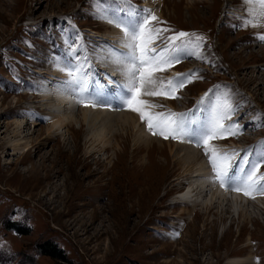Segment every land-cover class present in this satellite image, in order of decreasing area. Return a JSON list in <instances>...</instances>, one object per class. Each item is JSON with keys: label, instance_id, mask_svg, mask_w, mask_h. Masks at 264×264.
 <instances>
[{"label": "rangeland", "instance_id": "1", "mask_svg": "<svg viewBox=\"0 0 264 264\" xmlns=\"http://www.w3.org/2000/svg\"><path fill=\"white\" fill-rule=\"evenodd\" d=\"M118 1L122 0H0V264H227L237 257H252L256 264H264V202L258 203L261 211L249 206V218L232 209L224 214L221 208L227 205L217 198L221 208L212 211L205 209L208 202L201 199L194 206L172 202L179 191L186 190L188 181L175 179L181 173L176 165L161 185L157 180L172 171L171 165L162 168L160 162L149 168L137 167L139 162L132 158L133 135L119 167L113 171V152L123 143L88 153L79 123L74 125L79 131L72 137L64 128L60 131L65 141L61 137L46 139L50 104L41 100L42 91L55 92L65 86L75 98L76 109L93 105L97 89L91 92L84 76L90 70L81 68V64L85 61L96 70L104 67L111 43L124 38L120 34L115 40L118 27L108 23V19L125 20L117 15L121 6L115 3ZM124 1L131 7L139 6L140 1L155 6L153 12L159 22L152 21V26L170 30L157 41L160 47L175 33L190 34L182 39L190 41L186 46L192 56L166 71L155 72L154 86L159 89L161 82L166 85L177 73L193 72L199 78L180 89L178 99L141 96L156 105L149 111L183 113L195 131L202 127V119H213L218 103L227 97L234 112L224 123L238 124L241 132L212 140L211 145L229 155L233 150L238 153L233 168L237 156V165L240 168L243 162L246 171L261 163L264 40L259 37L264 35V28L254 24L248 7L252 0ZM196 36L204 39L197 41ZM100 46L108 51L100 54ZM53 68L64 74L51 75ZM70 71L76 75L69 76ZM173 71L177 73L168 77ZM154 86L150 90H156ZM202 97L203 103H199ZM77 98H83L88 106ZM94 105L106 112L131 111ZM21 118L28 122L32 140L25 151L12 155L11 146L3 141L13 120ZM139 120V129L144 128L149 137L172 144L180 140L153 135L140 116ZM120 127L113 122L116 132ZM142 135L136 132V138ZM184 140L200 151L202 162L214 178L203 147H196L187 137ZM149 145L151 150L152 142ZM148 156L144 150L140 162ZM144 169L152 181L145 186ZM139 172L141 178L137 177ZM237 175H243V171ZM261 176L264 164L257 173V178ZM228 191L233 195L236 192ZM239 193L242 199H249L247 202L255 203L259 197L264 200L259 192L252 196ZM47 242L60 249L63 257L42 253Z\"/></svg>", "mask_w": 264, "mask_h": 264}, {"label": "bare ground", "instance_id": "2", "mask_svg": "<svg viewBox=\"0 0 264 264\" xmlns=\"http://www.w3.org/2000/svg\"><path fill=\"white\" fill-rule=\"evenodd\" d=\"M145 3L150 4L151 7L155 9V6H153L150 1L149 2L146 1ZM248 7L251 10L252 15L254 16L253 17L254 24H257L259 25V27L261 26L264 28V15H261L259 0H252ZM156 12L158 13V15H160L161 13L160 10H156ZM146 15L147 14L145 13L144 16ZM104 25H108V24L105 23ZM101 28H105V27L103 26ZM117 29H118L117 34L116 32L114 34L115 40H117L120 37L119 36L120 34H123L119 28ZM105 41H103L104 45L106 43ZM117 45L122 46L123 44L117 43ZM101 48L102 50H100V54L101 52L108 51L106 50V47L105 49L103 47ZM108 53H109V55L107 56L108 59L106 58L107 65L109 66L108 69L110 70L112 68L110 71H112V73L114 74L119 73L124 75L123 74L124 65L122 63L116 62V60L120 58L118 54L120 53V51L117 49L112 50V48H109ZM98 69H97L98 74H101L102 76L103 72H101L100 69L99 70ZM55 72L56 73L59 72V74L61 75L64 74L61 73L60 70L54 69L53 70L54 74L51 75H55L56 74ZM118 80H119V84H125V81L120 80L119 78ZM109 84L111 85L110 82H107L105 84V88L108 87ZM119 91L120 89L115 91H110V93L115 95L119 93ZM52 92L51 90L49 92L42 91L40 95L41 100L46 101L45 104H50L49 105L50 110L47 112L48 114L47 125H46L47 140L48 139L53 140L54 138H57L56 140H58V137L59 138L61 137V139L65 141L66 138L62 133H60V131L63 130L64 128L65 131L69 135H71V137L74 135V132H77L79 130L84 131L85 133L84 140L85 143H88L87 145L88 153L101 152L105 149H108L107 147L109 146L114 147V145L120 147L121 143H123V146L121 148L115 149L113 152L114 156L116 157L114 162L110 166V168H112L113 171V169L116 170L119 167L121 160L123 158V154L126 153V150L130 145V141H131L130 137L131 138L134 137L133 142L135 143V148L133 150L134 155L132 158L136 159V161L139 162V165L137 167L142 168L144 166V168L145 167L149 168L152 164H158L160 162L162 168L171 165L170 168L172 171L170 173L168 172L163 173V175L160 176L161 178L157 180L161 185L164 184L168 176L173 174L174 172L173 168L176 165V167L179 168V171L181 170V173L175 179L185 178L188 181L185 187L186 190L184 189L183 191H179L178 196L175 197L174 201L172 202H179L181 204H185L188 206L193 204L194 206L196 201H198V199H201L204 200L203 202L206 201L208 202L205 205V209L208 211H212L214 208L217 209L221 208L220 205L216 202V198H217L218 200L221 199L223 202H225V206L227 205L226 207L221 208L224 214L229 213L230 209H232V211L239 213L242 216V218L250 217V213L248 212L249 206L251 208L257 209V211H261V208H263V207L260 208V206L258 205L259 202H261V204L264 202L263 198L260 197L257 198L258 197L257 196L256 197L257 200L255 201V203L247 202L249 201V199H242V196L239 192H235V194L233 195L230 194L228 190H225V188L219 186L220 184H218L217 181L214 178H212V176L209 174L208 168L202 162L200 157V151H196L191 145L185 143V140L183 142H181V140H177L175 141V144L174 143L172 144L170 142L162 143V141L159 140V138L158 139L152 138L154 136L149 137L144 132V128L139 129L138 127L139 124L138 122H140L138 113L136 112L134 113L129 110L118 113L114 111L106 112V110L97 108L96 106L93 105L85 109L82 108L76 109L74 106L75 103L73 101L75 98L71 96L72 93L70 92V90H67L65 86L60 88L58 87L55 92L53 93ZM32 119L33 118L30 117L31 123H34L33 121L34 119L33 120ZM25 120L26 119L24 118L14 119L12 123L13 127L9 132H7L6 140L3 141L4 144L5 142H7L11 146V151L13 152L11 153L12 155L20 153V151H23L26 147H28L30 140H32L31 138L32 133L28 131L27 128L28 122H25ZM113 122H117L121 126L117 132L115 129H112ZM76 123L80 124L79 130H76L74 128V125ZM137 131L143 133L142 137L136 138ZM9 134H11V136ZM123 136H125L126 138L123 139L122 138ZM111 140H113L114 143H112ZM151 142L153 145H152V149L150 150L149 144ZM144 150H146V154H148L149 156L147 160L140 162L139 160L140 154L142 152L144 153ZM155 153L158 154V156L155 155ZM159 155H163V157L161 158V156ZM168 162H171V164H169ZM119 170H121V168H119ZM140 175L142 176L141 172L138 173L137 177L141 178ZM239 176H243V175H239ZM136 181H137L136 184L139 185L140 181L139 180ZM151 182H152L151 179L147 177L146 170L144 169V186ZM146 189H148V187H146ZM228 193L230 194V196L228 195ZM227 264H256V262L253 260L252 257L251 259L237 257L228 260Z\"/></svg>", "mask_w": 264, "mask_h": 264}, {"label": "snow or ice", "instance_id": "3", "mask_svg": "<svg viewBox=\"0 0 264 264\" xmlns=\"http://www.w3.org/2000/svg\"><path fill=\"white\" fill-rule=\"evenodd\" d=\"M261 15H264V0H259ZM148 11V10H145ZM158 21L154 14H149L143 18L137 19L135 22L128 20L125 22L120 19H108L109 23L115 24L120 28L124 35V48L126 53H122L121 57L116 60L117 63L124 65V75L126 84L123 86L126 93L122 97V102L131 111L139 114L141 121L146 122L148 130L153 135H161L165 139L188 138V142L195 143L196 147H203L205 155L208 157L211 165L214 179L219 182L225 190L242 192L245 196H252L254 192L264 194V176L257 178L258 170L261 164H264V158L261 163L253 164L251 170L243 176L237 177L233 170V161L238 153L233 150L232 155L226 152H221L219 149L211 145V141L215 139H223L228 135H239L241 132L238 124L232 123L225 125V120H230L234 112L233 105L225 97L217 105L216 112L209 124L201 127L196 132L190 128L188 121L185 120V114L177 113H153L149 109L156 105L149 104L142 100L141 96H157L165 95L170 98L178 99L176 93L192 83L196 74L189 72L187 74L177 73L176 78H171L166 82H161V87L156 90H150V86L156 84L153 78L157 71H166L167 68L174 66L180 62L176 52L185 47L190 41H185L182 38L188 37L190 34L186 32H178L167 37V43L163 47L156 44L161 40L164 32L169 29H160L153 27L151 22ZM250 23V22H249ZM255 26V25H253ZM264 40V35L259 37ZM197 41H202L204 38L196 36ZM197 58H200L199 53H196ZM69 76H75V72H68ZM183 77V79H179ZM208 93H205L207 97ZM204 97L199 103H203ZM85 103L84 101H80ZM85 106H88L85 103ZM93 106H95L93 104ZM245 163L247 159L245 158ZM254 198V196H253Z\"/></svg>", "mask_w": 264, "mask_h": 264}, {"label": "trees", "instance_id": "4", "mask_svg": "<svg viewBox=\"0 0 264 264\" xmlns=\"http://www.w3.org/2000/svg\"><path fill=\"white\" fill-rule=\"evenodd\" d=\"M42 253L50 254L55 257H63V254L60 249H57L55 245H52L51 242H47L42 246Z\"/></svg>", "mask_w": 264, "mask_h": 264}]
</instances>
